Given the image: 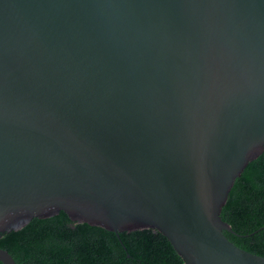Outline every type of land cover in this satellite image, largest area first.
<instances>
[{
	"label": "water",
	"instance_id": "water-1",
	"mask_svg": "<svg viewBox=\"0 0 264 264\" xmlns=\"http://www.w3.org/2000/svg\"><path fill=\"white\" fill-rule=\"evenodd\" d=\"M263 152L264 0H0V235L63 211L264 264L221 216Z\"/></svg>",
	"mask_w": 264,
	"mask_h": 264
},
{
	"label": "trees",
	"instance_id": "trees-1",
	"mask_svg": "<svg viewBox=\"0 0 264 264\" xmlns=\"http://www.w3.org/2000/svg\"><path fill=\"white\" fill-rule=\"evenodd\" d=\"M221 216L234 231H224L232 242L264 257V152L237 178ZM0 247L17 264H185L157 230L121 232L119 238L101 226L76 222L63 211L2 233Z\"/></svg>",
	"mask_w": 264,
	"mask_h": 264
}]
</instances>
